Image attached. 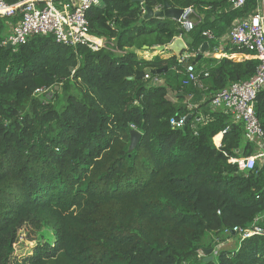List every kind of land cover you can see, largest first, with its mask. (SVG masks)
I'll list each match as a JSON object with an SVG mask.
<instances>
[{
	"label": "trees",
	"instance_id": "obj_1",
	"mask_svg": "<svg viewBox=\"0 0 264 264\" xmlns=\"http://www.w3.org/2000/svg\"><path fill=\"white\" fill-rule=\"evenodd\" d=\"M165 1L192 6L204 19L187 32L177 19L144 16ZM258 5L102 0L87 13L90 33L102 40L97 50L52 34L7 47L2 41L18 17H0V264H13L26 225L51 228L54 239L16 264H264L263 234L238 237L236 248L212 253L213 260L199 257L217 238L233 236L225 229L246 228L264 214V162L250 171L228 162L259 145L245 137L243 122L211 106L217 92L251 79L260 60L229 41L225 52L247 58L197 57L205 42L218 51L235 21ZM180 35L188 57H143L152 53L145 45L168 46ZM189 64L202 86L184 84ZM164 67L150 72L161 84L130 79ZM197 94L206 100L190 107ZM255 110L264 127V88ZM182 117V127L173 125ZM132 129L141 137L130 150Z\"/></svg>",
	"mask_w": 264,
	"mask_h": 264
},
{
	"label": "built area",
	"instance_id": "obj_2",
	"mask_svg": "<svg viewBox=\"0 0 264 264\" xmlns=\"http://www.w3.org/2000/svg\"><path fill=\"white\" fill-rule=\"evenodd\" d=\"M228 1L231 7L241 8L247 0ZM101 3L102 0H21L16 3L0 0V17H18L2 44L18 46L25 43L31 35L52 34L58 43L86 45L92 50H97L102 46V40L90 33L87 13ZM194 13L195 9L192 6L184 8L178 20L183 31L188 32L195 28ZM203 34L209 39L213 38L210 30L204 31ZM228 41L238 50L254 49L255 57L260 60L251 79L231 83L217 92L211 102L212 108L222 109L232 114L234 121L243 122L245 137L259 145V150L255 154L229 156L228 162L237 165L240 171H250L254 170L259 162H264V127L255 110L257 95L264 88V7L258 5L254 13L238 18L229 32ZM186 73L184 84L194 83L202 86L201 73L194 64L187 65ZM145 78L151 79L154 84L163 83L160 77L152 76L150 72L145 74ZM198 121H203V118H199ZM172 123L176 127H182L185 117L173 119ZM216 145L220 147L221 143ZM263 222L264 214H261L250 226L225 229V233L234 231L240 239L255 234L264 235ZM216 240H219V243L213 248V254L219 252L220 239ZM203 256L205 252L200 251L199 257Z\"/></svg>",
	"mask_w": 264,
	"mask_h": 264
},
{
	"label": "water",
	"instance_id": "obj_3",
	"mask_svg": "<svg viewBox=\"0 0 264 264\" xmlns=\"http://www.w3.org/2000/svg\"><path fill=\"white\" fill-rule=\"evenodd\" d=\"M184 8L179 7H173L170 5L167 1L164 2V5L162 8L153 10V9H147L145 12V17L150 16H156L160 18H171V19H177L179 20L183 14ZM7 47H11V44H8ZM209 42H205L201 48H200V54L198 55V58H200L208 49ZM144 48L146 50L149 49V46L145 45ZM159 49V46L157 47ZM167 49H170L173 53H175L176 56L181 57L182 53L188 50V44L185 42L183 37H176L171 44L166 46ZM167 67L159 68V69H145V70H139L137 71L136 75L134 77H130V79L133 78H144L145 74L148 72H151L153 74H158L166 70ZM190 117V115L187 117V119ZM131 141L129 149H134L141 137V132L137 129L131 130ZM233 234H235L234 231H232ZM213 248H209L205 250L206 257L204 258V261H209L214 259Z\"/></svg>",
	"mask_w": 264,
	"mask_h": 264
},
{
	"label": "crops",
	"instance_id": "obj_4",
	"mask_svg": "<svg viewBox=\"0 0 264 264\" xmlns=\"http://www.w3.org/2000/svg\"><path fill=\"white\" fill-rule=\"evenodd\" d=\"M259 6H263L264 7V0H259ZM194 18H195V20L199 21V20L204 19V15H202V16L199 15V14L197 15V13L195 12L194 13ZM177 37H183V36L180 35V36H177ZM228 38H229V32L226 35V37L223 38V41H222L223 43L220 45L218 51H215V52L206 51L201 57H216V58L230 57V58H233L235 60H241L239 58H242V57L244 59L247 58L244 53H232L231 54V53L225 52V46H226L225 42L228 41ZM157 47L158 46H155L154 49L149 48L148 50H144V51H151L152 53L148 54V55H145L143 57L147 58V56H148V59H151L155 55H161L162 57H168L170 55H175V53H173L170 49H167L166 46H159V49ZM199 54H200V52L197 54V57H198ZM210 54H218V55L217 56H212ZM181 55H182L181 57H188L189 56V54L186 51L183 52ZM234 56H238V57H234ZM205 100H206V97H205L204 94L192 95V96H190L188 98V104H189L190 107H196V106H198L199 103L204 102ZM218 135H220L221 138H220V141H218V142L215 141V139H214L216 144L221 143L222 142V138H223V133H220ZM235 235L236 234H233V236H230V237L226 238L223 241L224 244L229 245L228 249H234V248H236L238 246V243H239L238 242V235H236V236ZM235 245H236V247H234Z\"/></svg>",
	"mask_w": 264,
	"mask_h": 264
},
{
	"label": "rangeland",
	"instance_id": "obj_5",
	"mask_svg": "<svg viewBox=\"0 0 264 264\" xmlns=\"http://www.w3.org/2000/svg\"><path fill=\"white\" fill-rule=\"evenodd\" d=\"M239 59H244L239 58ZM49 97L52 96L51 90L44 91ZM236 236V235H235ZM209 235L206 236L208 238ZM54 239L53 231L51 228H41L37 229L30 225L24 226L19 231L18 241L15 244V253L13 258V264H16L18 260L24 259L25 257L31 255L33 253L34 247L38 243H44L46 241L52 242ZM219 250L221 249H228L229 245L224 244L221 242L219 244ZM236 247V245L234 246Z\"/></svg>",
	"mask_w": 264,
	"mask_h": 264
},
{
	"label": "bare ground",
	"instance_id": "obj_6",
	"mask_svg": "<svg viewBox=\"0 0 264 264\" xmlns=\"http://www.w3.org/2000/svg\"><path fill=\"white\" fill-rule=\"evenodd\" d=\"M213 56H217L218 54H212ZM220 138H221V136L220 135H217L216 136V138H215V141H220Z\"/></svg>",
	"mask_w": 264,
	"mask_h": 264
}]
</instances>
